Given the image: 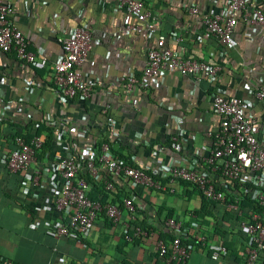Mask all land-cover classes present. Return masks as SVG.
<instances>
[{"label":"crops","instance_id":"obj_1","mask_svg":"<svg viewBox=\"0 0 264 264\" xmlns=\"http://www.w3.org/2000/svg\"><path fill=\"white\" fill-rule=\"evenodd\" d=\"M2 1L38 61L30 65L0 51V264H163L154 244L156 239L167 243L172 236L161 224L165 217L178 219L180 235L199 242L190 243L193 248L183 264H245L248 237L227 221L223 209H230L221 202L201 208L200 193L182 182H166L163 190L114 182V198L130 197L139 224L150 228L146 238L124 240L119 223L103 215L83 236H55L60 217L52 203V177L55 163L67 152L82 156L88 152L86 145L100 142L109 145L113 156L156 178L169 163L203 168L208 133L218 125L211 107L212 95L218 92L239 97L244 110L264 128V101L254 96L264 86V23L238 14L233 46L226 48L198 18L224 16V0H142L158 22L153 35L124 31L125 24L136 20L117 7V0ZM246 2L264 15V0ZM77 26L91 33L90 48L78 69L94 92L86 99L78 94L65 99L52 86L51 67L60 57L57 38L69 36ZM158 34L172 51L219 66L220 71L199 80L175 72L143 77L145 52ZM128 76L135 82L125 90ZM97 89L103 90L102 96ZM104 103L108 108L102 113ZM33 132L43 141L49 135L47 150L36 155L26 171H8L2 156L12 147L11 137ZM259 138L264 144V132ZM175 142L178 150L173 149ZM104 176L103 170L97 178L86 174L89 192L97 186L101 190ZM258 218L264 224L263 212ZM218 245L227 249L212 259L210 252ZM252 264H264V249Z\"/></svg>","mask_w":264,"mask_h":264},{"label":"built area","instance_id":"obj_2","mask_svg":"<svg viewBox=\"0 0 264 264\" xmlns=\"http://www.w3.org/2000/svg\"><path fill=\"white\" fill-rule=\"evenodd\" d=\"M224 1V16L198 14V18L221 44L231 48L232 29L237 22L238 14H242L244 19L249 18L260 24L264 23V15L254 5L248 7L246 0ZM116 5L119 9L126 10L136 20L135 23L125 24L124 31L155 34L158 22L150 17L142 0H117ZM189 10L197 13L195 7H190ZM9 13L8 5L0 0V51L13 53L27 64H36L38 56L28 49L27 40L9 20ZM57 43L60 57L51 67L53 88L65 99L73 98L76 94L83 99L88 98L94 90L82 78L78 66L84 61L90 48V30L84 26H77L69 36L58 37ZM219 71V66L172 51L164 45L163 36L158 34L154 44L145 52L141 74L150 78L165 72H175L199 80L215 77ZM134 82L133 76L126 77L125 90ZM96 93L102 96L103 90L97 89ZM254 96L264 101V86L259 87ZM211 107L218 116V125L215 131L208 133L209 149L207 155L202 158L201 169L174 162L163 167L160 178H156L153 173L132 166L123 158L113 156L106 142L86 145L88 152L85 155L78 156L77 153L69 151L59 158L55 163L52 177L54 188L52 203L60 217L53 230L54 235L83 236L88 233L94 220L103 215L112 224L119 223L122 237L126 241L150 236L152 233L150 228L139 224L132 199L114 198L115 181L128 183L131 188L141 186L153 190L165 189L166 182L172 184L183 181L194 186L205 199L211 201H223L222 189L229 187L235 190L236 186L239 191L246 192L264 213V144L259 138L264 128L254 115L244 110V103L237 96L215 93L211 98ZM107 108L108 104L104 103L102 113H105ZM30 134L28 140L22 135L13 137L12 147L2 156V163L8 171L24 172L35 162L36 152L42 146L43 139L37 133ZM179 148L180 144L175 142L173 149ZM101 170L105 172L101 186L102 199L101 196L89 195V182L85 178L86 174L97 178ZM162 179L165 180L164 183ZM225 206L230 210L237 209L234 202ZM122 212H125V218H122ZM161 224L172 233V236L167 243L156 239L155 252L165 257L164 264H183L193 245L180 242L181 222L174 217H165ZM239 227L248 237L244 262L252 264L258 251L264 249V224L259 221L258 215L252 214L250 221H241ZM224 251V246L218 245L212 249L210 257L216 259Z\"/></svg>","mask_w":264,"mask_h":264},{"label":"trees","instance_id":"obj_3","mask_svg":"<svg viewBox=\"0 0 264 264\" xmlns=\"http://www.w3.org/2000/svg\"><path fill=\"white\" fill-rule=\"evenodd\" d=\"M40 127L37 128V130L39 129ZM34 133H37V132H34ZM15 135H22L20 133H15L12 137H11V141L13 139V137ZM31 134H25V135H22L26 140L29 139ZM49 141H50V137L49 135H47V138L45 141H43L42 143V146L40 147V149L36 152V155H43L45 153V151L47 150L48 148V145H49ZM13 145V144H12ZM123 158V157H121ZM128 164L131 165V163H129L125 158H123ZM133 166V165H132ZM136 167V166H135ZM83 171V170H82ZM82 174L85 175L84 172H82ZM85 178L87 179L88 182L89 179L85 176ZM182 183H186V184H189L187 182H183V181H180ZM190 185V184H189ZM245 189L247 187V185L245 184ZM93 188V187H92ZM96 191H94L96 194L98 193H102L101 190H99L98 186H97V189H95ZM223 192H224V199L223 201H211V200H207L205 199L201 194H200V197L202 199V207L203 208L205 206V204L207 203H210V204H213L215 202H221L222 206L224 207L227 203H236V207L237 209L236 210H229V211H226L225 209L223 214L224 216L226 215V219L228 222H231L232 225L234 224L236 228L239 229V223L241 221H250V218L252 216V214H260L262 213V210H261V207L259 205H257V203L252 200L249 195L246 193V192H242V191H239L238 190V187L235 186V190L234 189H231L229 187H226V188H223L222 189ZM94 192H89V195L92 196L93 194H95ZM94 197H97V196H94ZM101 199L103 198L102 196L100 197ZM239 212V213H238ZM228 215V216H227ZM240 230V229H239ZM245 233V232H244ZM172 235V233H171ZM246 235V234H245ZM179 238H180V242L182 244H186V243H194L195 245H199V242H197L196 240H193L191 238H188L187 236H181L179 235ZM165 242V241H164ZM166 243V242H165ZM224 248L227 249V247L225 245H223ZM263 250V249H261ZM190 253V251H189ZM189 253H188V256H189ZM258 254V253H257ZM158 257L162 260L163 264H164V260H165V257L164 256H159Z\"/></svg>","mask_w":264,"mask_h":264}]
</instances>
